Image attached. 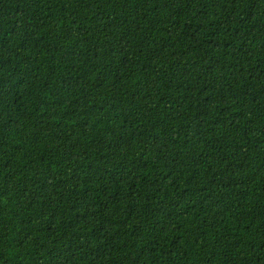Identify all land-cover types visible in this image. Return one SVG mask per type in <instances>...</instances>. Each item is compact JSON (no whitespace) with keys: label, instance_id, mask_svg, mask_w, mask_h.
<instances>
[{"label":"trees","instance_id":"1","mask_svg":"<svg viewBox=\"0 0 264 264\" xmlns=\"http://www.w3.org/2000/svg\"><path fill=\"white\" fill-rule=\"evenodd\" d=\"M0 264H264V0H0Z\"/></svg>","mask_w":264,"mask_h":264}]
</instances>
